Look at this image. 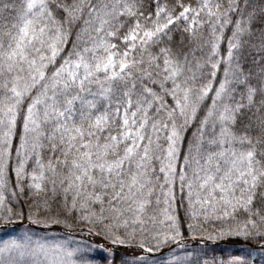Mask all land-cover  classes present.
I'll return each instance as SVG.
<instances>
[{"label":"snow or ice","instance_id":"6c2138e0","mask_svg":"<svg viewBox=\"0 0 264 264\" xmlns=\"http://www.w3.org/2000/svg\"><path fill=\"white\" fill-rule=\"evenodd\" d=\"M0 264H264V0H0Z\"/></svg>","mask_w":264,"mask_h":264},{"label":"rangeland","instance_id":"374dc122","mask_svg":"<svg viewBox=\"0 0 264 264\" xmlns=\"http://www.w3.org/2000/svg\"><path fill=\"white\" fill-rule=\"evenodd\" d=\"M38 231H41L43 232L44 230H38ZM58 233L56 232V230H50L48 232V235H57ZM223 247L226 248L227 251H233V252H237L239 250V248L241 247L240 245L236 244V245H224ZM219 255V253H218Z\"/></svg>","mask_w":264,"mask_h":264},{"label":"trees","instance_id":"16d2710c","mask_svg":"<svg viewBox=\"0 0 264 264\" xmlns=\"http://www.w3.org/2000/svg\"><path fill=\"white\" fill-rule=\"evenodd\" d=\"M232 245V244H231ZM236 245V244H235Z\"/></svg>","mask_w":264,"mask_h":264}]
</instances>
